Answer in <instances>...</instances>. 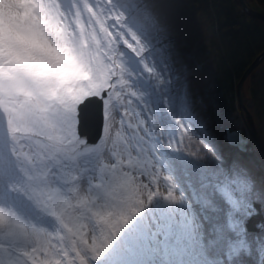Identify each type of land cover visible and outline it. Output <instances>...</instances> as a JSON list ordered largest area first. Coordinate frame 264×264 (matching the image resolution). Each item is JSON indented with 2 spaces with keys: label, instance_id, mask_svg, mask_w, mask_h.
<instances>
[{
  "label": "rangeland",
  "instance_id": "374dc122",
  "mask_svg": "<svg viewBox=\"0 0 264 264\" xmlns=\"http://www.w3.org/2000/svg\"><path fill=\"white\" fill-rule=\"evenodd\" d=\"M106 12L99 0H40L38 11L11 21L24 35L35 34L38 46L23 52L27 46L0 41V264H101L96 253L112 264H127V258L147 264L144 256L119 251L115 237L106 251L102 230L108 224L95 216L98 205L106 208V217L116 215L125 228L118 231L121 239L127 238L133 232L123 213L141 219L128 198H152L156 190L159 200L143 219L153 229L154 218L164 216L160 198L167 191L166 171L148 146L151 123L139 103L143 81L132 80L139 63L150 67L138 52L139 30ZM68 34L80 44L71 53L64 47ZM56 83H62L59 90ZM107 87L114 95L104 97L102 136L80 148L76 104ZM228 137L242 144L238 130ZM191 194L196 200L193 188ZM172 196L177 202L175 189ZM65 251L68 260H62Z\"/></svg>",
  "mask_w": 264,
  "mask_h": 264
},
{
  "label": "trees",
  "instance_id": "16d2710c",
  "mask_svg": "<svg viewBox=\"0 0 264 264\" xmlns=\"http://www.w3.org/2000/svg\"><path fill=\"white\" fill-rule=\"evenodd\" d=\"M245 1L264 13V0ZM101 4L110 16L120 15L122 25L129 21L139 32H150V45H157L151 50L140 39L138 52L147 56L150 67L140 61L132 80L144 83L154 122L148 146L153 162L167 174V191L160 198L166 207L164 216L154 218L157 231L143 219L159 198H128L139 208L142 220L130 216L128 210L123 213L129 218L125 225L130 224L133 232L123 239L118 231L123 234L125 228L116 215L109 219L107 209L97 206L95 216L108 224L103 230L106 251L115 237L119 251L128 249L144 256L147 264H264V161L250 138L236 91L242 72L264 49V21L246 12L239 0H107ZM113 95L111 91L109 97ZM243 101L264 148V58L246 78ZM233 130L240 132L242 144L229 139L228 132ZM156 134L165 148L163 155L155 150ZM226 176L251 184L255 210L251 215L225 199ZM173 189L179 195L177 202ZM135 221L141 224L134 226ZM241 227L249 251H236L238 246L227 243ZM220 235L225 238L218 239ZM100 254H93L96 261L112 264ZM125 262L137 264L132 258Z\"/></svg>",
  "mask_w": 264,
  "mask_h": 264
},
{
  "label": "water",
  "instance_id": "95a60500",
  "mask_svg": "<svg viewBox=\"0 0 264 264\" xmlns=\"http://www.w3.org/2000/svg\"><path fill=\"white\" fill-rule=\"evenodd\" d=\"M239 1L246 12L264 21V13L262 11L256 10L248 6L245 0ZM263 58L264 49L257 56H255L252 62H250V64L242 72L237 82L236 91L239 105L247 116L250 137L259 150L260 158L264 161V148L258 140L252 114L249 112L243 101V89L246 85V78L250 71L255 68ZM105 96L106 89H103L100 95H88L77 104V133L79 138L85 139V141L80 144V147L93 145L94 143H96L102 133V127L104 122L103 98Z\"/></svg>",
  "mask_w": 264,
  "mask_h": 264
},
{
  "label": "clouds",
  "instance_id": "9594fccd",
  "mask_svg": "<svg viewBox=\"0 0 264 264\" xmlns=\"http://www.w3.org/2000/svg\"><path fill=\"white\" fill-rule=\"evenodd\" d=\"M26 3L27 0H0V41L27 46L22 48L23 52H26L27 48L38 46L35 34L26 36L22 32L17 31L11 23L14 19L23 21L30 16L31 9L26 7ZM16 9H23V11L17 12ZM138 34L145 45L151 44L153 36L150 32H139ZM64 47L68 53H71L73 50H78L80 44L77 38L68 34Z\"/></svg>",
  "mask_w": 264,
  "mask_h": 264
},
{
  "label": "snow or ice",
  "instance_id": "6c2138e0",
  "mask_svg": "<svg viewBox=\"0 0 264 264\" xmlns=\"http://www.w3.org/2000/svg\"><path fill=\"white\" fill-rule=\"evenodd\" d=\"M241 184H246L245 188H241ZM225 199L229 204L233 207L240 209L241 207L244 209L245 215H251L255 210L252 206V188L251 184L243 181L237 177L228 178L225 177V186L222 189ZM230 216V226H232L231 221V213ZM225 236L220 235L218 239H223ZM230 247L238 246L235 250H244L249 251V242L246 238V233L243 227L240 228L239 231L236 232L235 239H228L227 241ZM262 247L261 251L264 254V241L261 242Z\"/></svg>",
  "mask_w": 264,
  "mask_h": 264
},
{
  "label": "bare ground",
  "instance_id": "6f19581e",
  "mask_svg": "<svg viewBox=\"0 0 264 264\" xmlns=\"http://www.w3.org/2000/svg\"><path fill=\"white\" fill-rule=\"evenodd\" d=\"M70 96V95H69Z\"/></svg>",
  "mask_w": 264,
  "mask_h": 264
}]
</instances>
